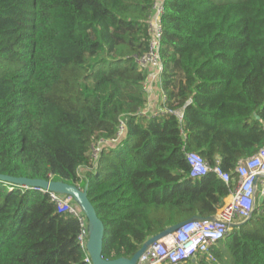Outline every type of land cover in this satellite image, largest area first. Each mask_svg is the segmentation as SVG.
Here are the masks:
<instances>
[{
  "label": "trees",
  "instance_id": "obj_1",
  "mask_svg": "<svg viewBox=\"0 0 264 264\" xmlns=\"http://www.w3.org/2000/svg\"><path fill=\"white\" fill-rule=\"evenodd\" d=\"M153 4L0 0V175L86 187L108 260L224 204L231 184L191 178L187 152L234 181L264 145V0H164L166 111L148 114L135 59ZM79 231L47 192L0 179V264H88ZM162 264H264V195L207 253Z\"/></svg>",
  "mask_w": 264,
  "mask_h": 264
},
{
  "label": "built area",
  "instance_id": "obj_2",
  "mask_svg": "<svg viewBox=\"0 0 264 264\" xmlns=\"http://www.w3.org/2000/svg\"><path fill=\"white\" fill-rule=\"evenodd\" d=\"M164 0H154L153 13L148 24V47L147 51L137 57L135 61L141 66L147 76L145 83L156 82L160 86V74L162 63L159 54L160 38L162 34L161 13ZM161 89V87H160ZM162 90V89H161ZM163 101L165 94L162 91ZM165 108L156 113H163ZM143 113V110L141 111ZM178 120L183 117L182 110L174 111ZM123 127H121V130ZM186 160L189 164V176L191 178L201 177L208 172L214 173L226 184H231L229 194L224 199V204L215 210L210 216L184 222L177 230L167 233L151 243L139 256L137 264H162L164 262L178 263L193 258L197 254H205L210 246L224 239L230 231L229 223L243 221L251 215L255 207L256 194L264 195V145L254 154L239 161L235 167L237 179L230 177L220 165V160L215 159L214 164H209L197 152H187ZM40 191L47 192L59 211L68 212L76 216L80 224L77 242L85 250L87 241V220L73 204L72 197L60 195L45 188L37 187ZM85 260L92 264L86 254Z\"/></svg>",
  "mask_w": 264,
  "mask_h": 264
},
{
  "label": "water",
  "instance_id": "obj_3",
  "mask_svg": "<svg viewBox=\"0 0 264 264\" xmlns=\"http://www.w3.org/2000/svg\"><path fill=\"white\" fill-rule=\"evenodd\" d=\"M257 117V116H256ZM0 179L19 183L21 185H30L34 187L45 188L46 191H53L59 194H64L72 197L73 201L79 207L87 220V241L85 245L86 254H88L92 264H137L139 256L146 250V248L153 243L156 239L166 235L169 232L177 230L184 222L202 219L199 216H192L184 222H179L170 227L160 231L156 235L149 237L145 240L139 249L130 257H119L116 259H105L102 257V243H103V223L97 216L91 202L89 201L86 193V187L80 189L79 187L71 184H67L61 181H45V180H33L25 177H10L0 175ZM250 217V216H249ZM210 219H214L212 216H208ZM248 219V218H247ZM247 219L239 222L229 223L228 226L239 225L245 222ZM193 260V259H192Z\"/></svg>",
  "mask_w": 264,
  "mask_h": 264
},
{
  "label": "crops",
  "instance_id": "obj_4",
  "mask_svg": "<svg viewBox=\"0 0 264 264\" xmlns=\"http://www.w3.org/2000/svg\"><path fill=\"white\" fill-rule=\"evenodd\" d=\"M146 87V104L143 109V113L152 114L163 108V96L160 86L155 81L145 83Z\"/></svg>",
  "mask_w": 264,
  "mask_h": 264
},
{
  "label": "rangeland",
  "instance_id": "obj_5",
  "mask_svg": "<svg viewBox=\"0 0 264 264\" xmlns=\"http://www.w3.org/2000/svg\"><path fill=\"white\" fill-rule=\"evenodd\" d=\"M216 1H218V0H216ZM223 1H235V0H223ZM121 136H122V134L119 133L116 141L119 140L121 138ZM258 194H256V196H255V206L259 204V201H260V199L262 197L261 195H258ZM78 209H79V207H78Z\"/></svg>",
  "mask_w": 264,
  "mask_h": 264
},
{
  "label": "clouds",
  "instance_id": "obj_6",
  "mask_svg": "<svg viewBox=\"0 0 264 264\" xmlns=\"http://www.w3.org/2000/svg\"><path fill=\"white\" fill-rule=\"evenodd\" d=\"M81 211V210H80ZM82 212V211H81ZM83 214V213H82ZM84 215V214H83Z\"/></svg>",
  "mask_w": 264,
  "mask_h": 264
}]
</instances>
